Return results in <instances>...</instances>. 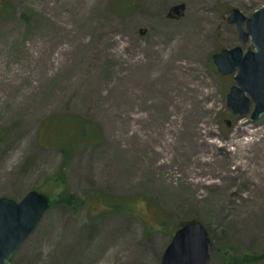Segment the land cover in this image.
Returning <instances> with one entry per match:
<instances>
[{
    "label": "rangeland",
    "instance_id": "obj_1",
    "mask_svg": "<svg viewBox=\"0 0 264 264\" xmlns=\"http://www.w3.org/2000/svg\"><path fill=\"white\" fill-rule=\"evenodd\" d=\"M179 3L184 9L173 17ZM4 4L0 196L20 200L36 189L57 200L62 187L53 176L59 175L81 201L76 208L49 205L12 260L161 264L174 231L199 219L210 238L207 264H264V209L253 212L264 208V193L253 191L262 177L248 159L249 147L241 155L231 144L232 137H252L250 131L264 135V114L250 120L253 101L243 115L227 106L235 72L221 73L212 57L223 47L252 46L227 18L233 7L249 16L264 0H0ZM186 48L194 50L190 58ZM171 61L196 67L194 77L190 69L183 74L205 97L199 125L214 131L207 138L216 143L205 149L219 172L206 181L219 186L190 183L176 162L158 169L162 177L156 179L155 134L170 133L156 130L155 113L163 115V100L172 94L185 97L169 78L166 94L155 96V71ZM178 114H171L175 129L181 127ZM78 121L97 126L96 141L77 138L80 144L66 158L60 145ZM60 124H70L66 135L57 133Z\"/></svg>",
    "mask_w": 264,
    "mask_h": 264
},
{
    "label": "water",
    "instance_id": "obj_2",
    "mask_svg": "<svg viewBox=\"0 0 264 264\" xmlns=\"http://www.w3.org/2000/svg\"><path fill=\"white\" fill-rule=\"evenodd\" d=\"M179 3L171 8L178 15L184 9ZM228 22L236 25L242 40L250 39L252 46L244 50L240 45L223 47L215 52L213 62L223 74L235 72L233 84L227 93V106L235 114L243 115L254 106L249 115L255 120L264 114V5L249 16L239 8L230 9ZM230 124V120H225ZM50 204V197L36 189L28 190L20 200L0 196V264H17L12 255L37 226ZM210 238L199 219L180 225L163 251L161 264H207Z\"/></svg>",
    "mask_w": 264,
    "mask_h": 264
},
{
    "label": "bare ground",
    "instance_id": "obj_3",
    "mask_svg": "<svg viewBox=\"0 0 264 264\" xmlns=\"http://www.w3.org/2000/svg\"><path fill=\"white\" fill-rule=\"evenodd\" d=\"M194 53L192 48H186L185 54L190 58ZM186 68L182 69V65L177 64V62L171 61L167 65L163 64L165 69H158L155 71V96L164 95L167 92L168 85L167 78L173 81H178L176 85L185 94L183 100H174L173 94L163 100V115L155 113V123L159 121L156 130L159 132H167V137L163 138V135L155 134V149L152 150L155 153V175L156 179H160L162 175L159 173L158 169H166L170 167L174 162L177 163V172L184 175L187 179L190 177V183L195 185H209V186H219V181L214 180L206 181V177L218 176L219 172L215 168L216 163L212 159V155L208 154L205 149L209 144H215L216 140H209L208 135H214V131L210 128L202 129L199 125L200 113L206 108L203 101L205 97L197 96L200 90V84L192 82L187 74L183 71L191 70L190 74L195 76L196 67L185 64ZM166 70H168L166 72ZM181 75V76H179ZM164 77L162 83L157 81L159 78ZM190 99V100H188ZM173 112L180 113L179 120L180 126L175 129L172 128L171 114ZM175 121L176 118H175ZM166 122H168L166 124ZM258 130L250 131L249 134L253 136L242 140H234L232 137L231 144L236 146V151L243 155V146L249 147L247 149L248 159L253 158L256 161L257 168L254 172L259 174L262 178L255 181L253 186V191L256 194L264 193V135H259L256 133ZM171 133H175L171 135ZM235 134L234 137H236ZM258 136V137H257ZM253 149L254 151H252ZM207 166V168H206ZM181 167V168H180ZM204 177V178H203ZM257 199H260L257 197ZM252 202L256 203L255 197L252 198ZM253 212L261 211L264 208L261 206H255Z\"/></svg>",
    "mask_w": 264,
    "mask_h": 264
},
{
    "label": "trees",
    "instance_id": "obj_4",
    "mask_svg": "<svg viewBox=\"0 0 264 264\" xmlns=\"http://www.w3.org/2000/svg\"><path fill=\"white\" fill-rule=\"evenodd\" d=\"M5 9V4L0 7V13ZM87 126L85 127L84 125ZM68 124L67 126H63V125H59L56 127V131L58 134L61 133L62 129L65 130V135L67 134V129L69 128ZM54 127V126H53ZM76 128L77 131L75 132L74 135H70V138H68L69 136L66 135L67 139H63L62 144L60 145V149L63 152V154L65 155L66 158L70 157L72 150L76 149V146L79 145L80 143L77 141V138H80L81 142H84V144L90 145L92 143H94L96 140V131H98V128L96 126V128L92 125V123L90 122H84V121H78L76 122ZM54 129V128H53ZM53 179L56 181V183L59 184V187H62L59 195H58V199L54 200V199H50V204L56 203V201H61L63 202L65 205L72 207V208H76L77 206H80V200L78 197H76L74 194L68 192L66 189H64V185H63V178L60 177L59 175H54ZM107 202L109 203V205H111L112 207L115 205V207L117 208H121L119 206L120 203H117L114 200H110L107 197ZM125 203V209L129 210L130 206L128 208H126L129 203L124 202ZM123 209V208H122Z\"/></svg>",
    "mask_w": 264,
    "mask_h": 264
},
{
    "label": "flooded vegetation",
    "instance_id": "obj_5",
    "mask_svg": "<svg viewBox=\"0 0 264 264\" xmlns=\"http://www.w3.org/2000/svg\"><path fill=\"white\" fill-rule=\"evenodd\" d=\"M173 17L176 16V15H172Z\"/></svg>",
    "mask_w": 264,
    "mask_h": 264
}]
</instances>
